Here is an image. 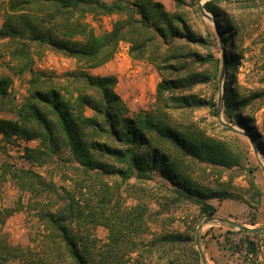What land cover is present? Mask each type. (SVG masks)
Listing matches in <instances>:
<instances>
[{
  "label": "trees",
  "instance_id": "16d2710c",
  "mask_svg": "<svg viewBox=\"0 0 264 264\" xmlns=\"http://www.w3.org/2000/svg\"><path fill=\"white\" fill-rule=\"evenodd\" d=\"M172 1L171 11L157 0L1 1L0 55L8 57L14 74H30L18 105L12 78L0 76V113L15 115L0 116L1 139L35 140L34 146L23 147V159L51 168L50 175L57 173L69 186H58L34 167L3 164L1 177L8 178L19 194L13 205L0 207V264H127L150 222L163 229L150 246L171 253L190 248L200 264L195 222L202 216L213 218L216 207L209 200L233 196L226 186L230 182L219 181L223 172L245 168L252 173L253 167H245L248 155L242 145L209 133L195 113L207 108L218 117L216 124L228 131L219 123L222 114L250 141L260 142L264 157V134L251 115L264 106V89L248 90L237 82L241 26L223 7L231 1L264 7V0L202 3L222 40L227 78L218 99L194 92L197 84L217 76L219 65L212 53L199 51L212 45L192 26V16L200 13L199 0ZM111 15L122 18L95 34L87 18L96 21ZM262 40L259 36L254 42ZM120 41L129 44L131 59L147 61L158 74L154 103L147 111L129 112L115 91V75L88 71L110 61ZM46 50L70 58L76 70L61 78L33 70L34 56ZM259 52L264 70V46ZM155 173L164 183L149 188ZM249 184L254 186L251 178ZM123 192L133 204L125 205ZM152 201L157 205L154 213L148 209ZM187 203L197 206L196 221L187 223L183 232L166 231L175 209ZM17 211H24L30 224L25 246L11 244L1 230ZM97 226L106 228L104 239L95 234ZM239 227L243 234L260 233ZM254 250L255 243L248 241L246 253ZM178 260L173 257L167 264H180Z\"/></svg>",
  "mask_w": 264,
  "mask_h": 264
},
{
  "label": "rangeland",
  "instance_id": "374dc122",
  "mask_svg": "<svg viewBox=\"0 0 264 264\" xmlns=\"http://www.w3.org/2000/svg\"><path fill=\"white\" fill-rule=\"evenodd\" d=\"M103 1L110 2L111 0ZM157 1H160L166 10H173L172 0ZM204 1L199 0V3L202 4ZM223 7L233 15L235 22L241 26V36L237 41V53L241 55L239 68L236 72L237 82L243 84L248 90L264 89V70L257 58V55L262 54L259 49L264 46V42L263 40L256 42L257 44L254 42V39L259 36L264 39V7L239 4L234 1L224 4ZM2 18L0 9V24ZM119 18L122 16H103L96 21L88 17L87 20L90 21L95 34H101L108 31L112 23ZM191 20L195 34L201 36L202 39L208 36L212 41L211 46L208 45L205 49L199 47V51L210 52L219 61L217 76L208 83L197 84L194 87V92L203 98L213 95L215 99H218L221 95L223 81L227 78V71L222 61L220 47L222 40L219 39L215 30L216 22L208 12H205V15L201 13L199 16L193 15ZM128 47V43L120 41L116 53L110 61L88 71L98 76L115 75L117 78L115 91L125 102L129 112L133 113L140 109L147 111L153 106L155 85L159 77L154 67L147 61L131 59L128 55ZM33 70L61 78L66 73L76 70V66L70 58L46 50L41 55L34 56ZM1 75H9L12 78L11 92L14 96V103L20 104L26 95L30 74H14L8 57L0 55ZM86 114H90L89 108L86 109ZM251 115L255 120L256 127L264 134V106L255 109ZM0 116L14 117L15 115L12 112H2ZM219 117L224 123L231 125L228 131L223 130L222 126H218V123L216 124L218 117L212 116L207 108L200 109L195 113V118L202 121L209 133L224 136L230 143L239 144L245 148L248 155L245 167H253V172L249 173L245 168L223 172L219 181L230 182L226 186L233 196L224 200H209V203L216 207L213 218L202 216L197 222V206L187 203L175 209V219L166 227V231L183 232L186 230L187 223L196 221L195 229L198 238L196 246L202 256L200 264H264V157L261 151L262 145L259 141H250L241 128L230 123L222 114ZM35 144V140L26 141L24 139H15L12 143H6L0 136V207L13 205L19 194L8 178L1 177L5 162L14 167H34L52 178L58 186H69V182L62 180L57 173H53L51 176V168L37 167L23 159V147ZM230 176L232 178L229 180ZM250 178L253 180L254 186L249 184ZM215 180V177L210 176L209 182L215 184ZM160 183L163 184L164 181L159 173H155L148 186L151 188L152 185ZM122 195L126 196L125 205L129 206L134 203V199L127 196L125 192ZM149 201L151 200L148 199ZM156 208L155 202L149 203L148 209L151 213H154ZM240 225L248 229L256 228L260 230V233L258 236H254L252 233H240L238 232ZM29 227L27 214L24 211H17L5 220L1 230L8 242L13 245L25 246L29 243ZM162 231L163 229L158 224L150 222V230L139 236L142 244L137 252L130 254L127 264H167V261L173 257H177L180 264H196L190 248L171 253L165 247V250H162L156 245L150 246L156 235ZM106 233L107 230L103 226L95 228V234L101 239L105 238ZM248 241L255 243V250L247 254Z\"/></svg>",
  "mask_w": 264,
  "mask_h": 264
},
{
  "label": "water",
  "instance_id": "95a60500",
  "mask_svg": "<svg viewBox=\"0 0 264 264\" xmlns=\"http://www.w3.org/2000/svg\"><path fill=\"white\" fill-rule=\"evenodd\" d=\"M199 10H200V13H201L202 15H205V12H204V9H203V7H202V4H200V3H199ZM219 123H220L221 125H223V126H226V127L231 128V125L224 123L220 117H219Z\"/></svg>",
  "mask_w": 264,
  "mask_h": 264
}]
</instances>
